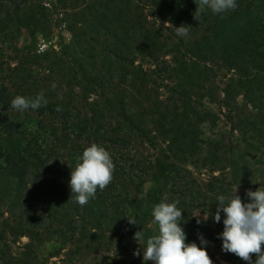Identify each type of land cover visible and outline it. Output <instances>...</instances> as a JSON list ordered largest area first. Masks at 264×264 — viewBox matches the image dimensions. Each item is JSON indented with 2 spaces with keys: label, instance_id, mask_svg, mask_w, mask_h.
<instances>
[{
  "label": "trees",
  "instance_id": "trees-1",
  "mask_svg": "<svg viewBox=\"0 0 264 264\" xmlns=\"http://www.w3.org/2000/svg\"><path fill=\"white\" fill-rule=\"evenodd\" d=\"M237 5L197 15L198 0H0V241L111 236L140 249L136 232L158 235L154 206L176 201L186 243L221 242L217 197L264 190V0ZM41 92L37 110L10 106ZM211 106L229 128L215 140L203 138L219 119ZM92 144L113 180L81 206L68 182ZM0 264L28 263L0 252Z\"/></svg>",
  "mask_w": 264,
  "mask_h": 264
},
{
  "label": "clouds",
  "instance_id": "clouds-1",
  "mask_svg": "<svg viewBox=\"0 0 264 264\" xmlns=\"http://www.w3.org/2000/svg\"><path fill=\"white\" fill-rule=\"evenodd\" d=\"M237 0H198L195 13L204 14L210 10L214 15H222L235 11ZM197 20V16H195ZM191 26L176 28L177 35L188 36ZM47 104L44 93L34 98L17 95L11 100V108L23 113L26 110H37ZM114 163L109 152L102 146L92 144L87 147L79 158L74 169H71L69 188L70 198L83 206L94 199L97 190L103 191L113 180ZM239 185L228 196L217 197L216 211L212 215L215 223H221L223 214V230L216 238L221 240V251L234 254L247 264H264V190H247L245 200L237 194ZM178 202H160L152 210L153 222L158 225V235L145 240L143 231L134 234L133 239L144 243L142 247L143 264H213L208 255L210 244L202 234H198L199 246L195 242L186 243L183 220L184 213ZM200 217V215L195 216ZM128 219V218H127ZM207 219L203 216V221ZM136 224V218L128 219ZM202 222L197 219V224ZM252 254H256L253 261ZM134 255H141L140 252Z\"/></svg>",
  "mask_w": 264,
  "mask_h": 264
},
{
  "label": "rangeland",
  "instance_id": "rangeland-1",
  "mask_svg": "<svg viewBox=\"0 0 264 264\" xmlns=\"http://www.w3.org/2000/svg\"><path fill=\"white\" fill-rule=\"evenodd\" d=\"M55 38L53 42H56ZM29 43V37L26 33L19 42L22 47ZM48 43H44L40 38L37 40V45L40 49L46 48ZM219 119L217 127L212 128L210 125L204 126V139L215 140L217 136L214 134L220 131H228L229 128L225 123L222 115L219 114L216 106H211ZM234 135V140L237 138ZM258 179V175L250 174L249 177ZM259 178H262L261 176ZM259 180H264L259 179ZM149 185L145 186V190ZM200 215V217H195ZM195 219H201L203 216L199 211L193 214ZM206 219V217L204 216ZM221 243L218 242L208 252V255L213 261V264H247L240 258H225V253L221 251ZM0 252H8L13 258L22 260L28 264H143L142 248L136 249L133 245H128L124 240L118 237L106 236L103 240L97 242H76L72 244H61L56 238H49L44 242H31L27 237L14 238L8 237L3 242L0 241ZM140 252L141 255H134ZM253 259V258H252ZM147 264H152L151 261Z\"/></svg>",
  "mask_w": 264,
  "mask_h": 264
}]
</instances>
